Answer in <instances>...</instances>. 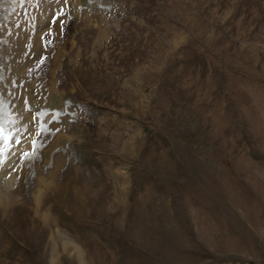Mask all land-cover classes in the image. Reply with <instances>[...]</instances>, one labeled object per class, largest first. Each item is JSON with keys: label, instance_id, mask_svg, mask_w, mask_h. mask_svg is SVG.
<instances>
[{"label": "rangeland", "instance_id": "obj_1", "mask_svg": "<svg viewBox=\"0 0 264 264\" xmlns=\"http://www.w3.org/2000/svg\"><path fill=\"white\" fill-rule=\"evenodd\" d=\"M0 264H264V0H0Z\"/></svg>", "mask_w": 264, "mask_h": 264}]
</instances>
